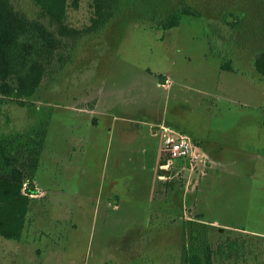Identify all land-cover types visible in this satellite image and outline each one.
Masks as SVG:
<instances>
[{"label":"rangeland","instance_id":"374dc122","mask_svg":"<svg viewBox=\"0 0 264 264\" xmlns=\"http://www.w3.org/2000/svg\"><path fill=\"white\" fill-rule=\"evenodd\" d=\"M208 2L163 34L112 22L30 105L0 100V138L50 118L38 194L20 240L0 236V264H185L207 247L212 264H264V12L240 39L220 11L250 0ZM92 16V0L68 9L76 28ZM161 125L212 154L195 140L197 162L162 169Z\"/></svg>","mask_w":264,"mask_h":264},{"label":"trees","instance_id":"16d2710c","mask_svg":"<svg viewBox=\"0 0 264 264\" xmlns=\"http://www.w3.org/2000/svg\"><path fill=\"white\" fill-rule=\"evenodd\" d=\"M31 1L39 9L35 19L19 11L11 0H0V100L21 107L30 105L45 80L65 68L79 40L103 32L110 23L123 20L163 34L179 24V14L206 18L204 11L211 7L208 0H92L90 25L76 28L68 23V9H77L81 0ZM258 5L264 12V0L224 6L222 21L240 39L250 40ZM254 66L264 76V49ZM49 124L47 117L24 133L0 138V236L7 240H20L25 230L32 196L38 194L36 172ZM165 154L162 158L167 160ZM202 253H188L185 264H212L211 248Z\"/></svg>","mask_w":264,"mask_h":264},{"label":"built area","instance_id":"2783aa9c","mask_svg":"<svg viewBox=\"0 0 264 264\" xmlns=\"http://www.w3.org/2000/svg\"><path fill=\"white\" fill-rule=\"evenodd\" d=\"M160 129L164 137L163 152L168 155V159L160 165L162 169H169L177 160L187 161L190 164L198 161L199 148L189 136L165 125H161Z\"/></svg>","mask_w":264,"mask_h":264},{"label":"crops","instance_id":"0c3cea01","mask_svg":"<svg viewBox=\"0 0 264 264\" xmlns=\"http://www.w3.org/2000/svg\"><path fill=\"white\" fill-rule=\"evenodd\" d=\"M195 140H196L198 143H201V147H202L203 149H205V150L207 151L208 154H212L211 152H209V150L206 149V146L203 145V142H201L199 139H194V141H195ZM196 141H195V142H196Z\"/></svg>","mask_w":264,"mask_h":264}]
</instances>
